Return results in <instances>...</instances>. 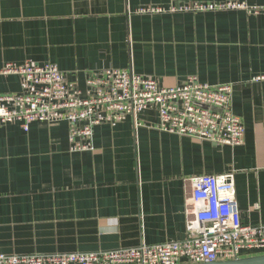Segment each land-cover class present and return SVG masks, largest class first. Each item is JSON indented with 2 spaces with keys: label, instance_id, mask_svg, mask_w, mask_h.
Returning a JSON list of instances; mask_svg holds the SVG:
<instances>
[{
  "label": "crops",
  "instance_id": "1",
  "mask_svg": "<svg viewBox=\"0 0 264 264\" xmlns=\"http://www.w3.org/2000/svg\"><path fill=\"white\" fill-rule=\"evenodd\" d=\"M264 0H0V70L54 64L84 90L89 73L129 69L163 87L189 77L232 87L243 144L158 132L153 111L94 127L70 150L66 123L0 127V254L106 252L182 241L183 180L232 173L240 220L264 226V14L171 12L173 6ZM158 12L139 14L144 8ZM22 92L0 73V94ZM149 126V127H148ZM262 254L243 252L241 259Z\"/></svg>",
  "mask_w": 264,
  "mask_h": 264
},
{
  "label": "built area",
  "instance_id": "2",
  "mask_svg": "<svg viewBox=\"0 0 264 264\" xmlns=\"http://www.w3.org/2000/svg\"><path fill=\"white\" fill-rule=\"evenodd\" d=\"M241 10L264 14V5L228 2L173 6L171 12ZM159 8L137 13L158 12ZM0 73L20 77L22 92L0 94V127L19 123L28 131L31 123L69 126L70 150L92 148L93 129L131 118L144 126L139 116L147 111L157 115L150 128L171 135L208 141L220 146L243 144L245 129L232 112V87L212 86L189 77L175 87H163L156 80L129 69H102L89 73L81 90L67 83L51 63L26 61L5 65ZM264 81V76L253 79ZM149 127V126H148ZM186 208V236L182 241L106 252L1 255L0 264H211L237 261L243 252L264 255V226L250 227L240 220L234 176L204 175L183 180Z\"/></svg>",
  "mask_w": 264,
  "mask_h": 264
},
{
  "label": "water",
  "instance_id": "3",
  "mask_svg": "<svg viewBox=\"0 0 264 264\" xmlns=\"http://www.w3.org/2000/svg\"><path fill=\"white\" fill-rule=\"evenodd\" d=\"M211 264H264V255L239 259L237 261L217 262Z\"/></svg>",
  "mask_w": 264,
  "mask_h": 264
}]
</instances>
